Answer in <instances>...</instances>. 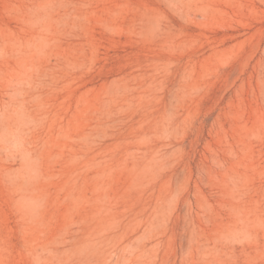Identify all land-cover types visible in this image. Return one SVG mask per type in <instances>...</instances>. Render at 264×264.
I'll return each instance as SVG.
<instances>
[{
	"label": "rangeland",
	"instance_id": "obj_1",
	"mask_svg": "<svg viewBox=\"0 0 264 264\" xmlns=\"http://www.w3.org/2000/svg\"><path fill=\"white\" fill-rule=\"evenodd\" d=\"M0 264H264V0H0Z\"/></svg>",
	"mask_w": 264,
	"mask_h": 264
}]
</instances>
